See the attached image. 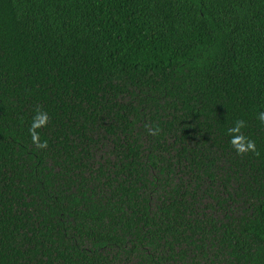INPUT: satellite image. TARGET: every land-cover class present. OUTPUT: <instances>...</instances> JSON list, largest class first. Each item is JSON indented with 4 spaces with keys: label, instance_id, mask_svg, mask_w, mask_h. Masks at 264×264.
<instances>
[{
    "label": "trees",
    "instance_id": "trees-1",
    "mask_svg": "<svg viewBox=\"0 0 264 264\" xmlns=\"http://www.w3.org/2000/svg\"><path fill=\"white\" fill-rule=\"evenodd\" d=\"M262 111L264 0H0V264H264Z\"/></svg>",
    "mask_w": 264,
    "mask_h": 264
},
{
    "label": "clouds",
    "instance_id": "clouds-1",
    "mask_svg": "<svg viewBox=\"0 0 264 264\" xmlns=\"http://www.w3.org/2000/svg\"><path fill=\"white\" fill-rule=\"evenodd\" d=\"M257 119L261 124H264V111L260 112L257 116ZM50 122V117L48 113L42 110L41 107H37L35 109V114L32 117V123L29 127V134L32 139V143L35 145L37 149L46 150L48 148L47 140L41 141L40 132L38 130L46 127ZM146 127H148L146 125ZM247 124L243 119L236 120L232 127L227 129V134L231 137L230 144L234 151L240 155L245 156L249 153L259 157L260 152L256 147V143L254 140L247 137L242 129L246 128ZM161 129L158 125L153 127H148V134L156 137L160 134Z\"/></svg>",
    "mask_w": 264,
    "mask_h": 264
}]
</instances>
